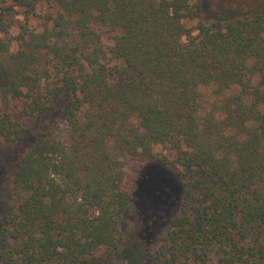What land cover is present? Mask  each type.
<instances>
[{"label":"trees","instance_id":"obj_1","mask_svg":"<svg viewBox=\"0 0 264 264\" xmlns=\"http://www.w3.org/2000/svg\"><path fill=\"white\" fill-rule=\"evenodd\" d=\"M202 2L0 0V264H109L158 147L181 191L141 264H264V11Z\"/></svg>","mask_w":264,"mask_h":264},{"label":"rangeland","instance_id":"obj_2","mask_svg":"<svg viewBox=\"0 0 264 264\" xmlns=\"http://www.w3.org/2000/svg\"><path fill=\"white\" fill-rule=\"evenodd\" d=\"M203 21L214 19H229L248 10L262 9L264 0H203ZM10 35L19 32V26L26 23L30 28L40 29L42 20L38 17H28L26 20L23 10L16 8ZM46 6L38 8L39 14H45ZM15 48V45H13ZM205 96L209 99L208 92ZM157 158H166L156 162H149L141 170L138 185L124 213L119 227L124 233V245L110 260L109 264H141L143 247L150 244L163 229L167 218L178 205L181 191L180 180L169 161H172L170 152L163 148H154ZM165 156V157H163ZM169 164H167V163ZM12 168L5 156H0V197L4 200ZM86 264H103L97 258H91Z\"/></svg>","mask_w":264,"mask_h":264}]
</instances>
